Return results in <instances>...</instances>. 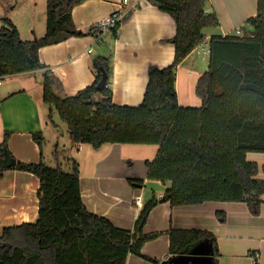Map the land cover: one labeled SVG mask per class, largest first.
I'll list each match as a JSON object with an SVG mask.
<instances>
[{
  "label": "trees",
  "instance_id": "16d2710c",
  "mask_svg": "<svg viewBox=\"0 0 264 264\" xmlns=\"http://www.w3.org/2000/svg\"><path fill=\"white\" fill-rule=\"evenodd\" d=\"M85 0H46V31L41 38L22 40L16 26L4 19L0 29V77L44 68L39 50L69 37L97 32L91 27L76 30L72 10ZM155 5L174 21L173 62L165 67H148V82L137 106L112 102V44L119 23L104 45L110 54L91 61L96 74L92 85L74 95L53 91V77L45 73L43 101L54 107L77 144L98 148L106 143L157 145L154 160L146 161L148 178L170 182L162 200L171 206L197 205L208 201L243 202L257 216L263 202L264 164L246 159L247 153L264 154V0H257V13L240 28L242 36H211L203 29L217 27L213 12H206L208 0H155ZM206 42V43H205ZM206 44V71L198 78L195 94L200 107L179 106L175 90L177 66L198 46ZM107 74L105 88H94ZM100 99L95 100L94 96ZM39 148L40 134H32ZM14 159L7 147V135L0 142V172L15 169L39 180L36 190L38 215L33 222L5 226L0 231V264H125L133 254L157 264L141 253L148 240L143 227L159 202L148 201L133 231L115 227L108 219L89 212L83 205L76 163L68 172L42 162L24 163ZM133 182V181H131ZM142 185V181H134ZM225 221L224 212H217ZM169 254L184 253L203 239L212 242L214 259L219 255L215 236L198 229H170ZM216 263V259H215ZM256 264V261H255Z\"/></svg>",
  "mask_w": 264,
  "mask_h": 264
},
{
  "label": "crops",
  "instance_id": "0c3cea01",
  "mask_svg": "<svg viewBox=\"0 0 264 264\" xmlns=\"http://www.w3.org/2000/svg\"><path fill=\"white\" fill-rule=\"evenodd\" d=\"M127 2L85 0L73 8L72 21L76 30L86 33L113 12L120 14L118 33L111 49L109 86L113 103L137 106L142 102L148 82V67L154 65L162 69L173 62L174 47L169 40L175 35V24L167 13L147 0ZM21 5L20 8L26 10L27 23L23 29L13 23L20 38H41L40 24L45 25L46 0L43 4L41 0H23ZM205 10L213 12L219 21L217 27L203 29L206 40L211 36H231L239 28L250 29L244 23L256 15L257 0H208ZM109 34L72 36L45 46L38 55L44 68L1 78L0 135L2 139L7 135V147L13 160L42 162L47 166L55 161L60 166L63 157L69 169L76 163L83 205L92 214L108 219L120 229L133 231L144 205L156 198L159 202L150 211L143 234H157V237L145 242L141 253L156 259L157 264L173 258L169 254L170 229H198L212 233L219 253L215 264H255L254 256H257L256 264H264V193L257 216H253L243 202L208 201L173 207L162 200L171 183L151 180L147 176L146 161L155 159L157 145L106 143L94 148L89 144H77L51 119L53 111L43 101L42 82L36 75L43 78L45 73L50 74L53 91L58 94L57 88H60V96L74 95L92 85L96 74L91 61L99 54H110V46H103ZM205 43L177 66L175 90L179 106L201 101L195 96L193 87L194 76L198 79L206 71L204 63L208 62L209 54ZM31 76L34 77L31 84L34 91L25 81ZM7 77L10 80L2 85L1 81ZM187 85L189 89H186ZM32 134L42 136L41 148L33 141ZM44 145L55 149L54 158L45 153ZM246 159L256 162L259 167L264 164L262 153H247ZM256 177L264 180V172L260 170ZM134 181L143 184L136 185ZM38 185L39 180L31 173L15 169L0 172V231L5 226L36 220ZM217 212H224L223 223L218 220ZM125 264L155 263L130 254Z\"/></svg>",
  "mask_w": 264,
  "mask_h": 264
},
{
  "label": "rangeland",
  "instance_id": "374dc122",
  "mask_svg": "<svg viewBox=\"0 0 264 264\" xmlns=\"http://www.w3.org/2000/svg\"><path fill=\"white\" fill-rule=\"evenodd\" d=\"M22 2H23V0H0V29L4 26L3 20L7 19V18L10 19L12 23H15L18 27H21L23 29V27L27 23V19L25 18L26 17V14H25L26 10L24 11L22 8H20L22 6L21 5ZM41 3L43 4V0H41ZM40 26L42 27V30H41V32L39 34V37H43L45 35L44 34L45 33L44 32L45 31L44 28L46 29V23L44 25L43 22H42V24H40ZM23 40H27V39H23ZM204 66H205V70H206L207 69V62L204 63ZM36 77H38V79H40V80H38L39 82L41 81L43 83L44 76L42 78V76L36 75ZM9 80H10V77H7V78L3 79L1 81L2 85H6L7 84L6 82L9 81ZM197 80L198 79H196L195 76H194V87H193L194 91H195V85H196ZM25 81H26V83L28 85L31 86V84L34 83V77L33 76L28 77L27 79H25ZM33 88H34V86H31V89H32L31 91H34ZM190 88H191V86H190ZM59 89L60 88H57L58 92H56V93H58L57 95L60 96L61 94L59 93L60 92ZM186 89H189L188 85L186 86ZM195 96H196V94H195ZM94 98H95V100H97L98 98L100 99V96L99 95H95ZM182 105H186V106H182V107H200L201 106V101L197 100L194 103L193 102L192 103L188 102V103H185V104H182ZM51 109L53 111L51 119L53 121H55V123H57L60 126V128L63 130L65 135L69 134L67 136H70L71 133H70L66 123H64L60 119V117L58 115V112L54 109L53 106H51ZM60 128H58L59 131H61ZM3 139H2V136L0 135V142H2ZM44 151H45L46 154H50L49 157L54 158L55 149L52 146L46 145V147H45V145H44ZM45 161H47V160H45ZM50 165L51 166H49V167H52V168L57 167V163L55 161H54V163H51ZM59 167L64 172L70 171L69 166L63 160V157L60 158V166Z\"/></svg>",
  "mask_w": 264,
  "mask_h": 264
},
{
  "label": "water",
  "instance_id": "95a60500",
  "mask_svg": "<svg viewBox=\"0 0 264 264\" xmlns=\"http://www.w3.org/2000/svg\"><path fill=\"white\" fill-rule=\"evenodd\" d=\"M151 5H156L155 0H147ZM107 82V74L101 72V77L95 86L96 91H101L105 88ZM9 164H14L15 160L11 159ZM161 264H215L214 250L212 242L209 239H203L196 245L189 247L184 253L175 256Z\"/></svg>",
  "mask_w": 264,
  "mask_h": 264
},
{
  "label": "built area",
  "instance_id": "2783aa9c",
  "mask_svg": "<svg viewBox=\"0 0 264 264\" xmlns=\"http://www.w3.org/2000/svg\"><path fill=\"white\" fill-rule=\"evenodd\" d=\"M124 3L127 4V0H124ZM120 20V14L118 12H113L111 15L107 16L103 20L95 23L92 27L93 29L97 32L98 36L101 35L104 32H110L118 23ZM235 35L237 36H242V31L241 29L235 30ZM88 52H91L89 50ZM3 77H0V80ZM257 256H254V262L256 261Z\"/></svg>",
  "mask_w": 264,
  "mask_h": 264
}]
</instances>
